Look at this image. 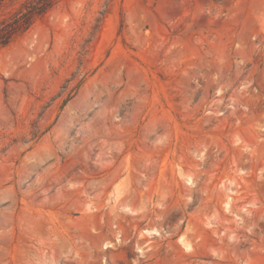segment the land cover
Returning <instances> with one entry per match:
<instances>
[{"label":"rangeland","instance_id":"rangeland-1","mask_svg":"<svg viewBox=\"0 0 264 264\" xmlns=\"http://www.w3.org/2000/svg\"><path fill=\"white\" fill-rule=\"evenodd\" d=\"M0 264H264V0H61L0 47Z\"/></svg>","mask_w":264,"mask_h":264},{"label":"trees","instance_id":"trees-1","mask_svg":"<svg viewBox=\"0 0 264 264\" xmlns=\"http://www.w3.org/2000/svg\"><path fill=\"white\" fill-rule=\"evenodd\" d=\"M61 0H23L8 20L0 22V47L30 29L36 19L50 12Z\"/></svg>","mask_w":264,"mask_h":264}]
</instances>
